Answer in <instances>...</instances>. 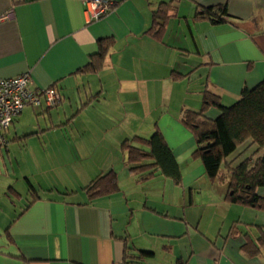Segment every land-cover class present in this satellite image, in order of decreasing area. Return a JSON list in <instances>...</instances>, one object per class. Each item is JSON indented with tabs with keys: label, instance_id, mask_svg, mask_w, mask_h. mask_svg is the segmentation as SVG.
<instances>
[{
	"label": "crops",
	"instance_id": "obj_1",
	"mask_svg": "<svg viewBox=\"0 0 264 264\" xmlns=\"http://www.w3.org/2000/svg\"><path fill=\"white\" fill-rule=\"evenodd\" d=\"M112 1L90 20L83 0H0V77L29 71L62 96L24 107L5 131L0 264H264V210L227 199L181 120L204 91L229 106L264 80V0ZM102 38V67L84 70ZM155 130L178 181L128 158L124 143L146 149ZM244 146L233 165L251 154ZM108 171L117 190L89 199L84 187Z\"/></svg>",
	"mask_w": 264,
	"mask_h": 264
},
{
	"label": "trees",
	"instance_id": "obj_2",
	"mask_svg": "<svg viewBox=\"0 0 264 264\" xmlns=\"http://www.w3.org/2000/svg\"><path fill=\"white\" fill-rule=\"evenodd\" d=\"M164 6L165 3H161L154 11V20L158 18L156 22L159 25L165 16ZM215 9L221 14L226 13L225 7L219 6L202 9L197 15H212L217 12ZM213 20L222 19L217 17ZM110 42L109 38L97 41V49L90 55L84 70L94 71L102 67ZM211 106L220 110L215 118L205 115ZM181 120L195 136V152L207 176L212 180L226 181L227 199L232 203L264 210V194L258 193L259 188H264V80L252 89H243L239 98L229 106L222 105L217 95L204 91L201 109L185 110ZM145 142L146 149L124 143L129 160L134 162L151 158L152 164L162 174L175 181L180 180L178 166L161 133L155 130ZM244 145L253 147L251 154L233 165V160H228V156ZM143 166L147 165H136L132 170ZM117 188L115 173L108 171L94 178L84 190L88 198L93 199L110 194ZM122 264L136 263L126 260Z\"/></svg>",
	"mask_w": 264,
	"mask_h": 264
},
{
	"label": "built area",
	"instance_id": "obj_3",
	"mask_svg": "<svg viewBox=\"0 0 264 264\" xmlns=\"http://www.w3.org/2000/svg\"><path fill=\"white\" fill-rule=\"evenodd\" d=\"M90 6V20H97L113 6L112 0H83ZM33 85V87H32ZM61 101L56 87H35L29 71L10 78L0 77V149L5 147V131L26 106L53 108Z\"/></svg>",
	"mask_w": 264,
	"mask_h": 264
},
{
	"label": "rangeland",
	"instance_id": "obj_4",
	"mask_svg": "<svg viewBox=\"0 0 264 264\" xmlns=\"http://www.w3.org/2000/svg\"><path fill=\"white\" fill-rule=\"evenodd\" d=\"M62 97V96H61ZM36 108V107H35ZM39 109V108H38ZM245 147V146H244Z\"/></svg>",
	"mask_w": 264,
	"mask_h": 264
}]
</instances>
